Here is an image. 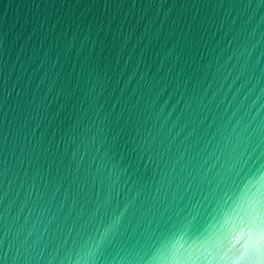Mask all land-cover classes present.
<instances>
[{
	"label": "water",
	"instance_id": "1",
	"mask_svg": "<svg viewBox=\"0 0 264 264\" xmlns=\"http://www.w3.org/2000/svg\"><path fill=\"white\" fill-rule=\"evenodd\" d=\"M259 173L264 0H0V264H223Z\"/></svg>",
	"mask_w": 264,
	"mask_h": 264
},
{
	"label": "snow or ice",
	"instance_id": "2",
	"mask_svg": "<svg viewBox=\"0 0 264 264\" xmlns=\"http://www.w3.org/2000/svg\"><path fill=\"white\" fill-rule=\"evenodd\" d=\"M262 190H264V173H259L252 177H245L241 191L244 192L247 198L245 200L246 208L248 209L245 211V228L247 229L248 243L238 254L233 251V248L224 250L219 258V261L223 262V264H229V261H232L234 258L237 261L244 262V264H264V208L261 207L264 205V199L256 197V193H261ZM249 192H252V197H248ZM219 195L220 199L226 205L229 200H231V196L227 193ZM182 239L183 235L179 238H174V240L171 241L172 247L177 250L183 248L184 243H181ZM188 247L192 249L194 246L191 243ZM193 264H195L194 260Z\"/></svg>",
	"mask_w": 264,
	"mask_h": 264
}]
</instances>
